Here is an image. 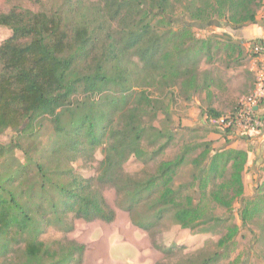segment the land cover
I'll return each instance as SVG.
<instances>
[{
    "label": "trees",
    "instance_id": "16d2710c",
    "mask_svg": "<svg viewBox=\"0 0 264 264\" xmlns=\"http://www.w3.org/2000/svg\"><path fill=\"white\" fill-rule=\"evenodd\" d=\"M178 4L181 17L175 16ZM263 5L264 0H62L53 9L15 5L0 11V26L12 32L0 44V131H15L0 144V264L81 263L85 244H48L41 236L50 227L70 233L78 219L113 222L117 212L104 194L107 186L164 254L157 264H219L228 256L240 226L213 213L206 201L229 212L240 201L243 225L260 210L259 198L245 196L247 150L205 149L196 175L200 196L175 185L185 152L161 160L152 174H128L124 164L132 155L154 160L172 140L150 122L164 111L171 87L187 99L210 93V71H200L203 59L211 61L212 51L223 45L243 51L228 33L197 38L193 23L238 30L256 20ZM207 113L222 117L211 107ZM231 130L226 128V137ZM144 141L157 147L148 151ZM98 148L104 155L98 175L77 173L73 162L93 158ZM166 218L183 229L222 226L218 249L186 252L185 246L161 245L156 235ZM178 254L187 257L173 262Z\"/></svg>",
    "mask_w": 264,
    "mask_h": 264
},
{
    "label": "rangeland",
    "instance_id": "374dc122",
    "mask_svg": "<svg viewBox=\"0 0 264 264\" xmlns=\"http://www.w3.org/2000/svg\"><path fill=\"white\" fill-rule=\"evenodd\" d=\"M97 1V0H86ZM62 0H0V11L7 12L13 6L19 5L35 11L42 9H53L61 4ZM181 4H178L175 16H180L182 12ZM177 17L179 21L181 18ZM193 34L197 38H206L211 34H226L235 32L224 23H193ZM177 28V27H175ZM11 30L5 26H0V44L11 35ZM227 37L223 36L226 42ZM248 40L242 44L243 51L238 52L227 50L226 45L219 51H212L211 61L205 58L200 64V71L208 69L212 86L210 93L206 91L191 94L189 99L179 93V87H171L164 97V111L160 110L157 117L152 122L155 126L166 131V135L172 136L166 148L159 153L156 158H137L132 155L124 164V169L128 174L141 176L155 173L161 160H174L185 152V160L177 170L175 185L184 184V193L202 195L196 175L198 176L202 168L203 152L210 149V154L214 150L224 147H233L232 129L226 137V128H222L216 119L209 116V107L216 109L222 117L231 115L237 107L242 97L248 95L256 81V71L259 65L256 55L251 50L254 41ZM254 58L256 59L254 61ZM49 128L45 131L43 139L49 133ZM15 135V131L7 129L0 131V144H6ZM162 138L160 142H164ZM230 140V143H229ZM149 145L144 141L143 146L151 151L157 145ZM228 145V146H227ZM21 157V153H18ZM103 151L98 148L93 158H79L73 162L74 170L86 177H96L99 173V164L103 159ZM196 160V161H195ZM198 160V161H197ZM248 163L244 171L245 196L248 199H257L258 208L248 216L247 225L242 224L240 210L243 207L240 201L234 203L233 209L229 212L225 207L212 202H207L210 209L216 215L228 217L231 221L240 226V232L235 237V243L228 256L224 257L219 264H264V152L262 159L256 163V158ZM214 186L211 181L207 187V192ZM104 194L110 205L116 210L117 217L113 222L95 220L86 222L75 220L74 231L67 233L60 228L50 227L41 239L48 244H56L58 240L73 239L86 245V250L81 263L78 264H157L162 261L164 254L158 251L152 244L150 234L137 227L131 220L129 212L119 205V197L114 187L107 186ZM232 215V217H229ZM224 228L220 225L212 226L209 230L183 229L171 218H166L157 230V240L161 245L167 247L178 245L185 246L186 252H193L200 248L207 251L217 250V241L224 234ZM126 242L127 247L117 244ZM112 244V248H110ZM207 247V248H206ZM124 248V249H122ZM186 254H178L173 258V262L184 260ZM0 258V262H1ZM71 264V263H70Z\"/></svg>",
    "mask_w": 264,
    "mask_h": 264
},
{
    "label": "built area",
    "instance_id": "2783aa9c",
    "mask_svg": "<svg viewBox=\"0 0 264 264\" xmlns=\"http://www.w3.org/2000/svg\"><path fill=\"white\" fill-rule=\"evenodd\" d=\"M251 50L259 63L255 68L256 81L252 91L241 98L231 115L215 118L222 128L230 127L247 135L264 128V115L260 110L264 101V40L253 41Z\"/></svg>",
    "mask_w": 264,
    "mask_h": 264
},
{
    "label": "crops",
    "instance_id": "0c3cea01",
    "mask_svg": "<svg viewBox=\"0 0 264 264\" xmlns=\"http://www.w3.org/2000/svg\"><path fill=\"white\" fill-rule=\"evenodd\" d=\"M229 34L232 35L235 40L241 42L242 44H244L248 40H253L258 38L264 39V5L259 10L257 19L254 22L248 23L242 28L235 30L234 33L229 32ZM255 60L256 59L254 58V61ZM254 69H255V62H254ZM260 110L264 115V101L260 106ZM229 137H232L231 145L233 147L238 149H245L248 151L250 162L253 160V156L256 158V163L258 162V160L262 159V154L264 152V128L261 131L250 135L240 133L239 131H235ZM117 244L125 246V248L127 247L126 242H117ZM111 245L112 244H110V248H112Z\"/></svg>",
    "mask_w": 264,
    "mask_h": 264
}]
</instances>
